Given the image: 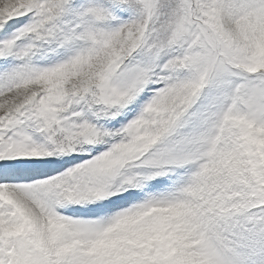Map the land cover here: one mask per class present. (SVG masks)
I'll list each match as a JSON object with an SVG mask.
<instances>
[{"label": "snow or ice", "instance_id": "1", "mask_svg": "<svg viewBox=\"0 0 264 264\" xmlns=\"http://www.w3.org/2000/svg\"><path fill=\"white\" fill-rule=\"evenodd\" d=\"M0 264H264V0H0Z\"/></svg>", "mask_w": 264, "mask_h": 264}]
</instances>
